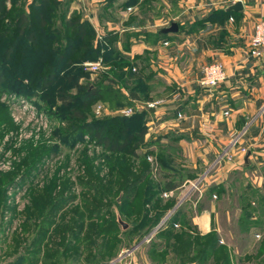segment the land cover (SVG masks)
Masks as SVG:
<instances>
[{
  "label": "rangeland",
  "instance_id": "1",
  "mask_svg": "<svg viewBox=\"0 0 264 264\" xmlns=\"http://www.w3.org/2000/svg\"><path fill=\"white\" fill-rule=\"evenodd\" d=\"M121 3L70 0L68 12L80 14L91 26L94 35L87 48L115 33L118 41L111 48L122 57L138 56L136 67L145 65L154 74L155 84L147 94L151 100L136 101L140 103L166 100L172 76L195 77L205 65L221 62L201 59V50L227 48L229 31L239 26L229 18L195 26L224 9L227 0H129L124 9ZM173 22L176 33L156 37L157 30ZM34 23L48 25L39 41L51 33L47 37L53 42L38 46L45 57L38 59L36 44L31 55L21 47L16 63L3 68L0 85V264H264V158L253 166L242 162L208 192L221 165L215 163L226 149L206 164L187 158L177 135L152 111L146 114L147 140L159 137L160 146L150 147L153 154L144 158L143 149L134 151L135 157L103 150L82 126L123 117L121 111L134 105L114 100L115 87H105L106 83L95 100L83 102L82 94L104 77L115 85L124 69L114 66L109 50L93 61L76 62L72 55L54 73V84L40 90L36 75L43 63L54 62L66 37L55 15L51 21ZM132 32L149 34L128 37ZM169 41L174 45L166 46ZM139 42L147 48L132 57L123 52L125 45ZM178 45V51L171 47ZM80 49L81 45H70V51ZM98 61L101 68L96 72L86 65ZM68 97L75 99L67 102ZM98 105L104 108L100 113L95 111ZM72 108L82 111L84 118L70 121ZM205 126L210 125L203 124L201 131ZM163 147L166 163L160 165L157 153ZM146 169L150 173L132 189L133 199H125L122 184L127 173L135 178ZM170 180L177 188L168 192L163 186ZM116 215L127 224L126 230ZM203 216L209 221L206 232L200 226ZM215 235L213 251L199 260L201 249Z\"/></svg>",
  "mask_w": 264,
  "mask_h": 264
},
{
  "label": "trees",
  "instance_id": "2",
  "mask_svg": "<svg viewBox=\"0 0 264 264\" xmlns=\"http://www.w3.org/2000/svg\"><path fill=\"white\" fill-rule=\"evenodd\" d=\"M121 9L127 8L129 5V0H120ZM70 5V0H0V85L3 80L4 70L9 64H15L17 59V50L21 47L28 51V54L34 51L32 44H36L37 52L38 46L43 48L48 47L53 40L47 35H51L48 32L44 38V41L40 40V31L45 29L47 31V26H42L39 24L37 26L34 21L40 22L41 19L45 21H51L53 15L55 18L59 19L62 22V30L64 31V45L60 48L58 52L55 53L54 62L43 63L41 66L40 72L36 75L38 80L39 89L46 90L54 84V73L62 66V63L69 61V57L74 56L76 62L82 61H93L97 58H104L106 52L109 50L110 54L113 55L111 58L112 63L118 70L124 69L122 76L116 80V84L112 85V78H101L97 87L90 88L86 87L85 92L82 94L83 102L90 100H95L100 97V89L104 87L114 88L115 87V99L116 101H123L131 104L133 106L136 101L139 100H151L148 97V93L151 89L150 83L154 79V74L147 72V68L144 65L142 68H137V59L138 56H133V58L122 57L118 52L112 49V44L118 41V36L115 33L105 34L101 42L96 43L93 48H87L92 45L93 30L87 21L82 20L80 14L75 12H68V7ZM66 7V8H65ZM63 8V9H62ZM66 9V10H65ZM58 15V17H56ZM233 19L235 21H240L241 12H227L225 8L220 12H211L209 16L198 20L195 24L197 28H202L206 23L220 21L223 23L226 19ZM55 35L57 29L55 28ZM157 30L155 32L156 37L165 38L168 34H161ZM148 36V32H142L136 34L132 32L128 34L129 36L138 35ZM222 35V34H221ZM16 39V40H15ZM33 42V43H32ZM21 44V45H20ZM74 46L81 45L79 51L71 50L70 45ZM131 44L125 45L123 48L124 53L130 51ZM83 49H86L87 52L83 53ZM102 52V54H101ZM38 59L44 58L45 54L37 53ZM148 73V74H147ZM38 89V88H37ZM125 91V93L123 92ZM65 99V100H64ZM68 99V100H67ZM63 98L62 100L67 105V102H73L75 98L68 97ZM69 104V103H68ZM180 106H176L174 110V115L178 114ZM151 110L135 111L130 116H115L112 118H105L103 120L96 121L90 124H84L82 127L84 131L90 136L91 141L95 142L103 150L110 153H127L135 157L134 151L137 149H143L144 158L148 155L153 154V151H150V147L157 146L158 138L147 140L148 134V118L146 114ZM70 116L69 120L73 121L74 119L81 120L84 118L83 112L72 108L69 110ZM245 123V122H244ZM241 121V125H244ZM178 138V139H177ZM181 139V136H176L175 140ZM167 148L163 149L157 153V161L160 165H165V151ZM149 170H143L137 177L130 178V172L127 173L122 187L125 189V199L132 200L134 197V192L132 189L134 187L141 185L144 182L145 177L149 174ZM220 186L214 185L208 192H212L215 187ZM177 188L176 183L172 180L166 182L163 186L165 191H173ZM252 217V216H251ZM257 218H255L256 220ZM260 224V223H259ZM260 227V226H259ZM217 243V236L215 235L209 242V244L202 248L199 255V260L204 259L213 251L215 244ZM182 244V242H181ZM226 261H222L221 264H225Z\"/></svg>",
  "mask_w": 264,
  "mask_h": 264
},
{
  "label": "crops",
  "instance_id": "3",
  "mask_svg": "<svg viewBox=\"0 0 264 264\" xmlns=\"http://www.w3.org/2000/svg\"><path fill=\"white\" fill-rule=\"evenodd\" d=\"M227 1L225 8L236 1L242 3L238 29L229 31L231 40L226 50L202 49L200 56L201 59L218 58L226 68V81L206 92L198 86L199 74L193 77L189 73L186 78L172 76L167 99H161V106L151 110L163 117L162 124L166 123L167 130L181 136L178 143L185 149L187 158L200 159L206 164L214 153L221 154L220 151L226 149L215 163L216 166L221 164L215 170V185L221 184L230 170L241 165L248 152L252 166L255 160L264 158V57L253 58L248 54L249 39L263 12L264 0ZM165 43L174 45L170 41ZM145 47L143 42L135 43L126 54L132 57ZM171 47L178 51L182 45ZM154 84L153 80L150 85ZM176 106L180 107L174 115ZM243 118L245 123L241 125ZM203 124L212 127L208 137L201 131ZM242 149L246 153H242ZM203 218L205 216L200 226L206 232L209 221L207 219L206 223Z\"/></svg>",
  "mask_w": 264,
  "mask_h": 264
},
{
  "label": "built area",
  "instance_id": "4",
  "mask_svg": "<svg viewBox=\"0 0 264 264\" xmlns=\"http://www.w3.org/2000/svg\"><path fill=\"white\" fill-rule=\"evenodd\" d=\"M168 46L167 43H165ZM248 54L253 58L264 57V1H263V12L261 13L259 19L253 26V32L248 43ZM91 71H98L101 68V62L88 63ZM228 75L226 68L222 62H212L205 65L201 70V78L198 81V86L201 89L212 90L216 88L220 83L226 81ZM161 100H155L145 103L135 102L134 107H128L121 111L123 116H130L135 112V108L142 110H155L161 106ZM104 108L98 105L95 109L96 113H100ZM205 137H208L212 133L211 126H205L202 130ZM242 153H246L245 149H242ZM152 162L153 159L149 158ZM259 237V236H258Z\"/></svg>",
  "mask_w": 264,
  "mask_h": 264
},
{
  "label": "water",
  "instance_id": "5",
  "mask_svg": "<svg viewBox=\"0 0 264 264\" xmlns=\"http://www.w3.org/2000/svg\"><path fill=\"white\" fill-rule=\"evenodd\" d=\"M242 10H243V6H242L241 1H236L235 3L229 5V6H227L225 8V11H227V12H235V13H239ZM177 30H178L177 24L173 22V23H171L169 25V27L163 28L159 32L161 34H169V33H176ZM249 156H250V153H247L246 156H245V158L243 159L244 166H247L249 164V159H248ZM116 219H117V223L121 226V228L123 230H126L127 227H128L127 224H125L124 222H122L121 219H120V217L118 215H116ZM134 248H135V246H133L131 249H129L127 251V254H129Z\"/></svg>",
  "mask_w": 264,
  "mask_h": 264
}]
</instances>
